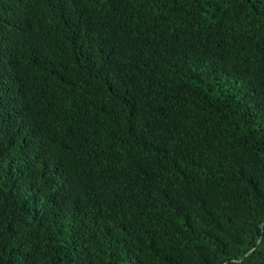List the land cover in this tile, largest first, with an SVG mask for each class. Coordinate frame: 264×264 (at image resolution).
I'll use <instances>...</instances> for the list:
<instances>
[{
    "label": "trees",
    "instance_id": "trees-1",
    "mask_svg": "<svg viewBox=\"0 0 264 264\" xmlns=\"http://www.w3.org/2000/svg\"><path fill=\"white\" fill-rule=\"evenodd\" d=\"M0 264H264V0H0Z\"/></svg>",
    "mask_w": 264,
    "mask_h": 264
},
{
    "label": "water",
    "instance_id": "water-1",
    "mask_svg": "<svg viewBox=\"0 0 264 264\" xmlns=\"http://www.w3.org/2000/svg\"><path fill=\"white\" fill-rule=\"evenodd\" d=\"M236 261V260H235Z\"/></svg>",
    "mask_w": 264,
    "mask_h": 264
}]
</instances>
